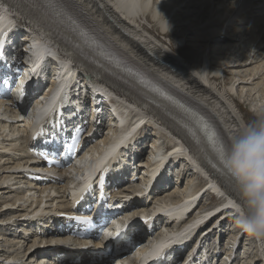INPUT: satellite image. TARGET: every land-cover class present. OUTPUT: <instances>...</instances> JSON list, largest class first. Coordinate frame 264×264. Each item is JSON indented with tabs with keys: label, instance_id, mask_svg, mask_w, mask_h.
I'll list each match as a JSON object with an SVG mask.
<instances>
[{
	"label": "bare ground",
	"instance_id": "6f19581e",
	"mask_svg": "<svg viewBox=\"0 0 264 264\" xmlns=\"http://www.w3.org/2000/svg\"><path fill=\"white\" fill-rule=\"evenodd\" d=\"M68 1L85 14L87 20L91 21L99 30L103 39H99L98 34L95 36L96 38H92L91 33L79 28L80 26L75 24L68 13L60 14L52 10L49 15H45L33 3V0H20L23 8L22 13L10 12L11 7L8 10L4 3H0V21L6 19V24L0 25V33L8 31L12 27L22 31L18 43L21 49L24 47L28 51L29 64L27 68H32V66L35 68V71L24 81L20 99L17 94L15 95L16 92H19L16 88L12 92L15 99L10 98L8 101L0 102V208L4 205V209H0V231H12L14 236L9 235L18 240V242L12 241L13 243H9L10 246L7 247L8 238H0V264H123L127 259L123 257L127 256L123 250L146 245L153 239L160 243L165 240L163 234H166V231H173V235H175L176 231H181L186 225L189 228L198 219H203L206 223L211 222V224L203 231H195L192 234L187 249H191L193 246L196 248L200 244L215 240V238L216 242L224 241L222 238L225 234H223L222 227L224 228L226 224L233 221L235 223L238 208L232 209L229 204L224 206L225 199L219 197L214 186L208 187V185L211 181L215 184L222 181L227 182L233 195V191L239 198L240 194L222 168V160L215 157L206 142L201 122L206 123L189 111H181L166 100L162 101L157 88L141 81L138 75L134 74L136 77L134 81L128 75L116 72L113 66L122 65V69L126 68L118 59L112 57V66L101 62L99 65L97 63H95L97 65H93L90 59L89 62L86 59L89 51L97 49L100 50L99 56H105V47H97L94 44L99 43V40L106 41L107 47L122 55L127 62L131 60L137 62L147 71L153 73L157 82L164 83L166 81L180 94L203 107V110L212 116L215 123V115L218 116L223 130L232 139L244 126L264 114V110L256 106L249 111L243 108L249 97L251 101L254 100L251 93L244 94V88H241L240 93L236 92V88L241 87L243 82L252 80L251 82L254 83L255 80H258V78L255 79L257 73L254 74V72L259 70V66L255 68L253 65L257 59L264 55V0H240L239 5L242 7L239 9L237 7L238 0ZM214 1H218V3H212ZM188 8L196 10V12L189 11ZM24 13L27 17L24 16ZM186 13L188 15L185 16ZM256 13H259L258 16L256 15L257 17L263 18L261 20L263 25L261 24L258 31L255 32V27L251 28V25L258 23L257 17L255 16L253 22H250L249 19L250 16L254 18ZM54 18L66 23L73 32L63 25L54 23ZM169 18L170 21H168ZM189 18H194V23L192 24L190 20L191 24L185 23L186 25H184L183 23L187 19L189 21ZM176 26H182V29L177 30ZM91 30L94 32V29ZM187 32L196 36L193 42L197 44L195 48H192L190 38L185 37ZM248 34L252 36L250 42L256 45L254 50L249 47L252 51V53L249 51V55L242 51L241 48L244 46H240L244 35ZM10 35H13V31L10 32ZM220 36L223 37V40L219 39ZM177 37L181 39L178 47L174 45V39L177 40ZM241 39L243 40L239 44ZM258 39H263V41H257ZM18 43L16 41L15 47ZM232 43L233 45H231ZM189 49L190 52L187 53L186 51ZM220 54L232 55V57L238 55L237 58L240 59L238 65L242 63L241 67L244 68V71L245 68L250 67L247 75L240 76L236 70L225 69L227 64L219 62V57L215 58V55ZM250 54H252L251 60H249ZM73 65H76L78 69L83 68V72L76 73L75 77H78V82L70 89L73 91L70 94L71 99L86 103L88 95L99 98L98 85L109 91H118L122 85H129L144 94V99L139 104L142 108L149 112H155L150 107L153 103L158 105L157 113L160 120L155 123L154 119L147 117L146 110L138 107H131L128 111L122 110L119 108L120 104L111 100L117 110L113 113L108 112L106 115L109 119L107 124L103 121L102 113L96 116L99 124L96 126V133L93 137L95 140L87 148L89 152H94L97 156L91 161H98L101 157L104 159L107 154L109 162L118 160V164L113 169H117L119 173L125 171L123 183L126 185L124 186L134 185L129 190L128 188L124 189V186H116L115 193L111 196L105 194L100 203L101 210L105 207L116 210L120 209L121 205L120 212L113 216V220L122 223L121 228H125L122 236L127 246L124 245L120 249L111 240H94L93 235L78 237L72 233L80 228L79 213L71 205L68 182L63 177L74 168L70 166L66 170L67 172L59 171L56 176L46 177L43 176L45 172L42 170V160H36L34 157L36 150L49 142L53 143L56 136L34 142L32 136L38 126L32 124L31 120L38 114L37 107L48 102L50 95L61 84L73 82L74 78L71 79L73 76L70 75ZM97 68L102 71H97ZM241 72L245 74L243 70ZM46 73L50 77H54L55 81H50L43 86L46 81ZM226 76H230L228 78H231L232 81L240 77L237 87H234L235 85L228 87ZM145 87H152L153 92L148 91ZM242 98L245 101L244 99L241 101ZM30 102L32 106L28 112L24 111ZM19 110H23L24 114L27 112V116L22 122L18 120ZM141 122H144V126H150L153 131L150 132V137L147 131L140 130ZM207 126L220 136L217 126ZM149 138L151 139V146L148 149L150 152L146 153L147 159L142 161V166H145L144 171L139 169L138 165L140 164L136 165V168H132L134 162L136 163V160L140 159L141 153L138 148L142 147L141 140L145 142ZM186 141L193 145H186ZM197 141L203 144L205 150H201ZM79 143L81 145L75 153L76 163L88 165L89 163H85L83 160L86 152L82 153L87 143L84 136H81ZM174 143L177 147L173 145ZM183 145H186L195 160L204 166L205 173L209 177L208 180L196 176L198 172L183 160L185 157V153L181 150ZM170 147L171 151L169 152ZM133 149L135 150L133 151ZM179 151H182L181 155L177 154ZM7 157H10V160ZM157 157H160V161L157 165H153L157 161ZM197 162L193 161V164L198 166ZM106 163L103 167L106 166ZM205 165L210 166L211 169ZM101 166L99 163L96 164V167ZM162 169L163 171L159 174L161 178H159L157 176ZM141 171L142 175L138 176L140 178L136 179V181L138 180L136 184L128 183V181L133 182L135 175L141 174ZM174 171L178 176L176 183L171 185L172 182L168 181V176L171 175L170 172ZM77 172V175L83 174L82 171L78 170ZM100 172L101 170H95L91 173H97L98 176ZM27 174H35L33 176L35 178L41 176L42 181L39 185H34L26 179ZM116 177L117 175L114 177L115 180ZM90 178L89 174L85 177L86 181H90ZM150 179L154 182V193L157 195L155 202L149 205L144 200L135 204L138 200L136 196L138 186ZM76 184L79 185V183ZM201 191L203 193L199 201L206 196H210L208 198L213 200L215 196L219 204L209 207L205 203L203 205L201 202L198 203L195 209L197 211L180 227L177 225V221L169 224V221L161 220L162 207L181 205V209L186 210L193 205L192 201ZM11 194H16V196L10 197ZM132 194L133 196L128 198ZM92 205L88 204L87 206ZM134 205L135 207H133ZM8 206L14 207L16 210H8ZM223 207L224 209H222ZM238 212L243 213L242 210ZM8 214L13 216L2 219ZM141 214L151 215L154 226L162 222V228L154 237L147 238L151 229L138 222L142 218ZM65 215L68 217L65 218ZM232 226H234L232 236H229L228 242L224 241V250L227 255L223 254L222 256H227L226 259L234 264L233 262L239 258V256L236 257L237 252L240 251L239 247H241L246 232L242 234L236 223ZM118 232L117 230L114 234L119 235ZM199 234L203 235L204 242L202 243L196 242L198 239L195 240ZM4 236L7 237V232ZM248 236L251 240L250 248L253 247L256 250L255 256L248 262L245 260L242 264H256L255 257L264 263V238L257 239ZM145 237L146 240L143 241ZM176 244L177 241H171L169 251L165 254L162 264H175L177 261L182 264L184 258L173 260L178 253ZM146 249L142 248L138 251L143 254ZM234 249H237L235 254ZM180 255H188V264L197 262L198 254L189 255V251H185ZM151 261L152 259L149 262ZM145 263L148 262L140 261L139 264ZM125 264L128 263L125 262Z\"/></svg>",
	"mask_w": 264,
	"mask_h": 264
},
{
	"label": "clouds",
	"instance_id": "9594fccd",
	"mask_svg": "<svg viewBox=\"0 0 264 264\" xmlns=\"http://www.w3.org/2000/svg\"><path fill=\"white\" fill-rule=\"evenodd\" d=\"M221 166L243 201L244 214H238L236 226L254 238H264V114L227 143Z\"/></svg>",
	"mask_w": 264,
	"mask_h": 264
},
{
	"label": "rangeland",
	"instance_id": "374dc122",
	"mask_svg": "<svg viewBox=\"0 0 264 264\" xmlns=\"http://www.w3.org/2000/svg\"><path fill=\"white\" fill-rule=\"evenodd\" d=\"M173 1H175V0H173ZM176 1H178V0H176ZM186 1H190V0H185V2ZM192 1V0H191ZM224 1H226V0H224ZM212 3H218V1H214V2H212ZM211 3V6L213 7V4ZM184 5V3L182 4V6ZM189 9V11H193V12H196V10H193V9H190V8H188ZM187 12H188V10H186ZM174 13V12H173ZM264 13V12H263ZM186 15H188L187 13L185 14V16ZM258 16L259 15V13H256L255 15H254V18H252V16H250L251 18L249 19V21L250 22H253V20H255V16ZM256 16V17H257ZM195 17V16H194ZM190 20H191V23L193 24L194 23V18L193 19H190L189 18V21H188V19H187V21L186 22H184L183 24L184 25H186L185 23H187V24H189L190 23ZM193 20V21H192ZM252 20V21H251ZM261 20H263V18L262 17H257V21H258V23H256L255 25L254 24H252L251 26V28H253V27H255L254 28V30H255V32L256 31H258V29H259V27L261 26V24L263 25V22H261ZM168 21H170V18L168 19ZM167 23H169V22H167ZM190 23V24H191ZM239 24H241V23H239ZM174 26V25H173ZM257 26V27H256ZM182 27V26H181ZM180 26L178 27V26H176V28H177V30H181L182 28H181ZM237 28H238V26H237ZM200 33H202L201 31H200ZM179 34H181V32H179ZM263 34H264V31H263ZM188 36V37H187ZM185 37H187V39H189L190 38V42H191V45H193V47L192 48H195L196 47V45L197 44H195V43H193L194 42V40H195V38H196V36L195 35H193V34H190V33H186V35H185ZM238 37H240V35H238ZM243 37V36H242ZM251 35L250 34H248V35H244V40L243 39H241V41H239L238 43L240 44L241 42H242V40H243V44L241 43L240 44V46L242 45V46H244V47H240L241 49H242V51H244L245 53H247L248 55H249V51H250V49H255V47H256V45L255 44H253L252 42H250L252 39H251ZM193 38V39H192ZM248 38H250V39H248ZM247 39V40H246ZM180 37L178 38L177 37V40L176 39H174V45L176 46V47H178L179 46V44H180ZM259 40H261V41H263V39H258L257 41H259ZM247 41V42H246ZM249 41V42H248ZM245 43V44H244ZM208 44H210V43H208ZM251 44V45H250ZM231 45H233V43L231 44ZM248 46V47H247ZM249 47H251L250 49H249ZM219 48V47H218ZM221 48V47H220ZM253 49V50H254ZM201 51V50H200ZM241 51V50H240ZM187 53H189L190 52V49L189 50H187L186 51ZM199 54H201V52H198ZM250 53H252V51H250ZM206 54H208V52H206ZM197 56H200V55H197ZM221 56V57H220ZM237 56L238 55H233V57H232V55H225V54H220V55H215V58H217V57H219V62H221L222 64L224 63V64H227V66H226V68L225 69H227V70H236V72H239L240 73V76H243V75H247V72L249 71L248 69H250V67H248L247 69L245 68V71H244V68L243 67H241V65L243 66V64L241 63L240 65H238L239 64V62H240V59H238L237 58ZM231 57V58H230ZM250 58H249V60H251L252 58V54H250V56H249ZM233 60V61H232ZM258 60V61H257ZM254 63V65H253V67H255V68H258V66H259V70H257V71H255L254 72V74L255 73H257V76H255V79H257L258 78V80L256 81L255 80V82L254 83H252L251 81L252 80H250L249 82L248 81H246V82H243L242 83V85H241V87H237V83H238V79L240 78V77H237V78H235L233 81L231 80V78H228V77H230V76H226V81L228 82V87H230V86H232V85H235L234 87H237L236 88V92H238V93H240V91H241V88H244V91H243V93L245 94H247L248 95V93H251L252 95H253V101H251V98L249 97L248 99H247V101L245 102L246 104H244L243 105V108L244 109H246L247 111H249V109L250 110H252L253 109V107L254 106H256V107H259V108H261V109H263L264 110V55H262L259 59H257ZM262 60V61H261ZM212 61H214V60H212ZM224 61V62H223ZM226 61V62H225ZM236 61V62H235ZM238 61V62H237ZM263 62V63H262ZM262 63V64H261ZM235 64V65H234ZM238 65V66H237ZM257 66V67H256ZM261 66V67H260ZM229 67V68H228ZM233 67V68H232ZM241 67V68H240ZM214 68V67H213ZM243 70V72L245 73V74H243L241 71ZM259 71V72H258ZM260 77V78H259ZM248 79V78H247ZM230 82V83H229ZM248 82V83H247ZM247 83V84H246ZM249 88V89H248ZM256 88V89H255ZM45 90V89H44ZM247 90V91H246ZM249 90H251V91H249ZM255 92V93H254ZM235 96H236V93H235ZM243 97V96H242ZM243 99L244 98H242V99H240L241 101H243ZM244 101H245V99H244ZM143 131H147V133L149 134V137H150V132H153L152 130H151V128L149 127V128H147V129H144ZM149 131V132H148ZM148 134H147V136H148ZM152 137V136H151ZM147 141V142H146ZM149 141H151V139L149 138V139H146L145 140V142L148 144V142ZM141 143L143 144L144 142H142V140H141ZM175 147H177V145H176V143H174L173 144ZM148 146V145H147ZM166 148H168V147H166ZM147 149V148H146ZM145 149V150H146ZM148 150V149H147ZM171 151V147H170V149H169V152ZM148 152H150L149 150H148ZM146 154V153H145ZM145 154H142V155H145ZM177 154L178 155H181L182 154V151H179V152H177ZM173 156H175V154H173ZM9 160H10V157H7ZM139 161H142V160H139ZM139 161L135 164V167H136V165H138V164H140V165H138V167H139V169L141 170H143L144 169V167L145 166H142V162L141 163H139ZM144 165H145V162H144ZM178 166H179V163H178ZM137 167V168H138ZM143 167V168H142ZM144 171V170H143ZM142 172V171H141ZM142 174V173H141ZM138 175H140V174H136L135 175V179H134V181L133 182H129L128 181V183H134V184H136L137 182H138V180H139V178L140 177H138ZM177 173L174 171L173 173H171V175H169L168 176V181H170V182H172L171 183V185H174L175 183H176V180H177ZM136 179H138L137 181H136ZM125 184H123L122 186H124ZM133 186L134 185H128V186H124L123 188L124 189H126V188H128V190L129 189H131V188H133ZM12 196H16V194H11L10 195V197H12ZM131 196H133V194L132 195H129V197L128 198H130ZM208 197H210V196H206L205 198H203L200 202H201V205H203L204 203L205 204H207V206H209V207H214V206H216L217 204H219L218 203V199H216V198H214L213 197V200H210ZM127 198V199H128ZM126 200V199H125ZM206 201V202H205ZM10 206H8L7 208H8V210H11V211H15L16 210V208H14V207H10ZM1 208H3L4 209V205L3 206H1ZM0 208V209H1ZM14 209V210H13ZM138 214V213H137ZM140 215V214H139ZM9 214L8 215H5V217H2V219H4V218H9ZM13 216V215H12ZM12 216H10V217H12ZM232 218H234V217H232ZM233 224H235L234 223V221L233 222H230L229 224H226L225 225V227L223 228L222 227V230H224V232H223V234H225L224 235V237H225V239H228L229 240V236H232V233H233V229H234V226H232ZM231 229V230H230ZM1 232V231H0ZM5 232H7V237L6 236H4L5 235ZM2 231L1 233H0V238H8L7 240H9L8 241V243L6 244V246L7 247H9L10 245H9V243H13V242H18V240H16V239H14V237H12V236H14L13 234H12V231ZM4 234V235H3ZM9 234H12V236H10ZM242 234H245L243 231H242ZM223 237V238H224ZM3 238V239H4ZM10 238V239H9ZM250 237L248 236V234L246 233L245 234V237H243V240H242V244H241V247H239V249H240V251H238V253H237V256L236 257H238L239 256V258H237L236 259V261H234L233 263L234 264H242L245 260H246V262H248L249 261V259L250 258H252V257H254L255 256V248H253V247H251L250 248V244L249 243H251V240L249 239ZM14 239V240H13ZM16 240V241H15ZM216 238H215V240H213L214 242H216ZM228 240H225V241H227L228 242ZM13 241V242H12ZM5 244V243H4ZM6 246H5V248H6ZM254 246V245H253ZM248 250H247V249ZM250 248V249H249ZM14 249V248H13ZM12 249V250H13ZM210 250H211V248H210ZM253 253H252V252ZM249 253V254H248ZM248 255H250L249 257H247ZM255 260H256V264H262L261 263V261H260V259H256V257H255ZM254 260V261H255ZM20 262V261H19ZM258 262V263H257ZM21 263V262H20ZM255 264V263H254ZM264 264V263H263Z\"/></svg>",
	"mask_w": 264,
	"mask_h": 264
},
{
	"label": "snow or ice",
	"instance_id": "6c2138e0",
	"mask_svg": "<svg viewBox=\"0 0 264 264\" xmlns=\"http://www.w3.org/2000/svg\"><path fill=\"white\" fill-rule=\"evenodd\" d=\"M33 3H35L40 11H42L45 15H49L50 11L62 6L60 0H33ZM68 6L71 7L70 4ZM237 7L239 9L242 7V5H237ZM165 31H167V28H165ZM3 46L4 42L0 41V59H3ZM161 95H163V93H161ZM201 126L206 138V142L210 146L211 151L214 153L215 157L223 160L225 149L227 147L226 138H221L220 136H218L215 131H213L206 124H203V122H201ZM197 144L201 147L202 151L205 150L203 144L200 141H197ZM74 146L75 145H73V147ZM80 223L91 224L92 220H82L80 221Z\"/></svg>",
	"mask_w": 264,
	"mask_h": 264
}]
</instances>
